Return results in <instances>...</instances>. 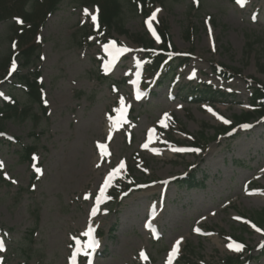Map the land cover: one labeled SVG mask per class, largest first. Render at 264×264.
I'll list each match as a JSON object with an SVG mask.
<instances>
[{"label":"rangeland","instance_id":"374dc122","mask_svg":"<svg viewBox=\"0 0 264 264\" xmlns=\"http://www.w3.org/2000/svg\"><path fill=\"white\" fill-rule=\"evenodd\" d=\"M96 13L95 6L63 0L41 26L36 57L25 68L20 50L10 45L13 19L0 21V63L9 56L16 65L14 71L10 63L0 65V101L10 96L24 104L14 74L35 71L47 105L45 114L29 107L35 119L0 117V264H73L78 249L74 264H226L227 256L264 264V225L248 222L264 209V119L215 135L224 120L250 109V78L264 83V0L243 6L163 0L144 11L130 6L123 34L100 30L91 19ZM153 13L152 29L166 27L176 61L184 62L167 77L144 75L148 96L137 101L130 82L135 65L146 63L140 41L154 39L146 23ZM108 44L112 53H128L102 81ZM220 65L242 76L221 78L214 71ZM208 87L219 94L192 99ZM121 98L127 123L117 122ZM198 133L205 141L190 149ZM26 145L35 148L32 164L18 154ZM98 145L109 155L102 158ZM121 162L125 168L93 215L98 190ZM192 171L187 187L180 177ZM89 227L100 242L91 261ZM231 237L242 239L241 251L229 249L237 245Z\"/></svg>","mask_w":264,"mask_h":264},{"label":"trees","instance_id":"16d2710c","mask_svg":"<svg viewBox=\"0 0 264 264\" xmlns=\"http://www.w3.org/2000/svg\"><path fill=\"white\" fill-rule=\"evenodd\" d=\"M63 0H0V21L20 20L23 23H17L13 21L9 27L11 34L9 35L10 45L18 48L20 58L22 60V67H28L34 61L36 57V39L37 34L44 23L46 17L53 13L59 3ZM77 2L83 5H94L98 9L97 21L100 25V28H110L115 27L119 30L120 34H123L125 31L123 28V15L125 9H129L130 6L135 7L136 9L143 10L148 4L154 2H162L163 0H76ZM179 1V0H174ZM158 36L160 37L159 48L156 52L153 47V43L150 39H142L141 43H145L146 48H149L151 52L150 63L147 67L148 71H153L156 68H159L160 63L163 60H166L167 53L172 52L175 49L171 46L169 37L166 33V27L164 25H159L157 27ZM139 42V41H138ZM173 58H170L167 63L163 66L166 68V73L170 70H175L179 65L182 64V61L179 63H174ZM10 62V57L7 56L2 62L5 66ZM0 63V65H2ZM177 64V65H176ZM262 71L264 69H261ZM19 72V71H18ZM14 75L19 91L23 93V96L26 98L25 103L22 104L15 97H11L9 100L0 101V117L2 119H35V115H32V111L29 110V107L33 104H36L38 107V112L43 114L46 113V106L44 105V100L42 98V89L43 86L39 82V73L33 72L29 74H18ZM217 73L226 79L232 78L234 76L241 77V72L232 67L221 66L220 70H217ZM165 76V75H164ZM167 76V74H166ZM251 82L254 83L251 89V94L249 98V103L252 106V110L244 111L239 115L233 116V122L230 127H220L215 132L217 134H224L228 131L234 129V127L242 123H252L258 121L264 117V83L259 82L257 79L250 78ZM214 90L210 88L201 89L198 91V95L206 96L207 94H214ZM207 100V98H205ZM199 134V133H198ZM192 136V144L196 147L200 146V143L205 141L202 133L199 135ZM19 157L21 159H26L30 163L34 162L35 148L33 145L22 146L18 151ZM189 176L182 180L191 185L193 182V177ZM191 176V178H190ZM251 221L260 227L264 225V209L252 214L250 216ZM237 240H242L239 237H234ZM18 247H15L14 250H17ZM243 260L240 259V256H227L225 263L226 264H241Z\"/></svg>","mask_w":264,"mask_h":264},{"label":"snow or ice","instance_id":"6c2138e0","mask_svg":"<svg viewBox=\"0 0 264 264\" xmlns=\"http://www.w3.org/2000/svg\"><path fill=\"white\" fill-rule=\"evenodd\" d=\"M236 2L238 3V4H240L241 6H243V4L246 2V0H236ZM86 15L88 14L87 12L85 13ZM91 19H92V21L93 22H95L96 21V19H97V17L95 16V15H92L91 16ZM156 19V13H153L152 14V17L150 18V20L148 21V22H146L147 23V26H148V28H149V30L152 32V34L155 36V31L152 29V23H151V21L152 20H155ZM17 23H23L22 21H20V20H17ZM158 39V38H157ZM122 51H127V49H123ZM110 66H111V61L109 62V65H107L106 66V68H109L110 69ZM15 67H16V65H15V63H13V65H12V70L14 71L15 70ZM140 97H139V95L137 96V99H139ZM120 105H121V107H120V109L118 110V112L120 113V116H119V120L117 121L118 123H127V121L126 120H124V112L126 111V106L124 105V100H123V98H121V101H120ZM209 111H212L211 109H209ZM214 115H215V113H213ZM218 119H222L221 117H217ZM224 123H228V121L227 120H224L223 121ZM161 124H162V126H166L165 125V123H164V121H162L161 122ZM152 135V133L150 132V136ZM108 139L110 140L111 139V136H109L108 137ZM98 147L101 149V157L103 158L104 156H106V155H109V153L107 152V150H106V145H98ZM145 147H147V145H145ZM175 151H192V150H190V149H174ZM98 167H99V165H97ZM3 167V165L2 164H0V168H2ZM125 168V164L123 163V162H121L120 163V165L118 166V168L117 169H115L112 173H110L109 174V176L106 178V180H105V182H104V185L101 187V190H100V193H101V195L103 194V192L105 191V189H106V187H108L109 186V184H110V182H111V180L114 178V176H116L121 170H123ZM36 171H37V173H39V169H36ZM89 197L86 195L85 196V199H88ZM99 200H100V196H98L97 197V202L99 203ZM93 215H95L96 214V209H93V213H92ZM258 231H259V229H257ZM91 231H92V229H90L89 230V236L91 235ZM197 231H199V230H197ZM179 241L177 242V245L174 247V249H173V253H172V256H174L175 255V253H176V251L178 250V247H179ZM95 246V241H91L88 245H85V247L86 248H89V247H94ZM228 247H229V249L230 250H234V251H237V252H239V251H241L242 249H243V245H239V244H237V245H233V244H229L228 245ZM4 250V247H3V243L2 242H0V251H3ZM79 252V249L77 250V252H74V254H73V264H74V261H75V256L77 255V253ZM141 256L143 257V258H146V257H144V254L143 253H141ZM172 256H170L169 257V260H171V258H172ZM89 264H91V262H89Z\"/></svg>","mask_w":264,"mask_h":264},{"label":"bare ground","instance_id":"6f19581e","mask_svg":"<svg viewBox=\"0 0 264 264\" xmlns=\"http://www.w3.org/2000/svg\"><path fill=\"white\" fill-rule=\"evenodd\" d=\"M126 103L124 102V105H125ZM100 160H101V158H100ZM107 160H109L108 158H107ZM155 221V218L154 219H152L150 222H154ZM149 222V223H150Z\"/></svg>","mask_w":264,"mask_h":264}]
</instances>
